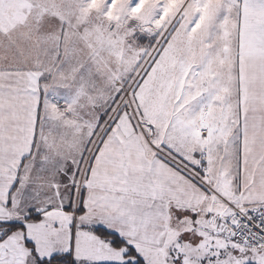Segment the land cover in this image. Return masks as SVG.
I'll return each instance as SVG.
<instances>
[{"label": "snow or ice", "instance_id": "6c2138e0", "mask_svg": "<svg viewBox=\"0 0 264 264\" xmlns=\"http://www.w3.org/2000/svg\"><path fill=\"white\" fill-rule=\"evenodd\" d=\"M0 264H264V0H0Z\"/></svg>", "mask_w": 264, "mask_h": 264}]
</instances>
